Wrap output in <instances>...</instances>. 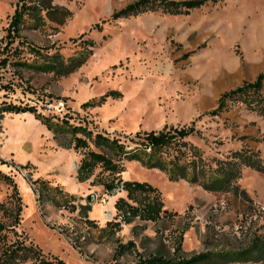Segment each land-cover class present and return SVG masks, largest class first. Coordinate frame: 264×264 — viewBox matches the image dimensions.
<instances>
[{
	"label": "rangeland",
	"instance_id": "obj_1",
	"mask_svg": "<svg viewBox=\"0 0 264 264\" xmlns=\"http://www.w3.org/2000/svg\"><path fill=\"white\" fill-rule=\"evenodd\" d=\"M135 1L52 0V19L46 17L37 30L23 29L24 42L67 58L79 50L78 42L71 41L86 34L84 40L95 44L93 55L62 78L0 65V105L34 107L42 116L56 117L47 104L63 100L70 124L111 139L195 122L199 136L187 141L207 160L252 150L264 167V117L229 102L219 115L210 113L222 94L264 72V0L207 1L184 15L150 12L109 20ZM15 5L16 0H0V60L6 55L16 59V53L3 51L1 41ZM96 24L99 27L93 28ZM17 46L15 42L12 48ZM19 49L21 61L35 60L25 47ZM107 95L100 107H82ZM72 146L70 135L55 139L31 113L0 119V160L5 163L0 162V171L16 186L22 204L16 231L45 257L57 256L66 264H136L152 256L189 259L238 252L255 237L264 239V172L243 167L236 190L209 193L184 181L170 182L164 173L137 162L124 163L122 180L156 188L171 215L156 223L135 219L121 224L113 235L103 234L108 222H117L113 202L119 194L112 196L100 185L111 178L99 167L87 181L78 182L76 171L87 149L74 152ZM89 149L113 157L105 149ZM16 166L20 172L14 171ZM39 178L63 187L73 196L76 210L36 202L33 182ZM11 194V186L0 181V205L10 206ZM85 218L97 227L89 230ZM0 222H8L1 210ZM128 244L122 252L120 247ZM253 264H264V259Z\"/></svg>",
	"mask_w": 264,
	"mask_h": 264
},
{
	"label": "trees",
	"instance_id": "obj_2",
	"mask_svg": "<svg viewBox=\"0 0 264 264\" xmlns=\"http://www.w3.org/2000/svg\"><path fill=\"white\" fill-rule=\"evenodd\" d=\"M207 1L215 3L219 0H137L113 12L109 20L127 19L150 12H160L171 16L184 15L200 9ZM51 4L52 0H16L14 13L4 30L5 36L1 40L5 44L3 51L16 53V59L11 60L6 55L0 60L1 67L12 66L15 69H26L33 73L52 74L56 78H62L80 69L92 57L95 44L89 39L84 40L86 34L71 41L72 43L78 42L79 50L67 58H64L58 51L48 54L24 42L21 36L23 29L37 30L43 25L46 17L52 19ZM98 27L99 25L96 24L93 28ZM15 42L18 46L12 48ZM20 46L25 47L35 60L21 61L19 56L23 50L19 49ZM3 89L6 90L7 87ZM263 91L264 72L260 73L254 81L245 82L242 86L222 94L217 101V108L210 113L215 116L219 115L228 107L229 102L245 105L247 109L264 117ZM107 97L109 96L92 99L84 103L82 107H100ZM13 113H31L39 123L52 132L55 139L58 135H70L74 151L87 149L77 170L78 182L87 181L93 175L94 170L99 167L100 173H108L111 178L100 183L106 193L111 195L114 189L121 186V191L126 193V197H118L114 203L117 222H108L101 230L103 234L109 232L113 235V231H118L121 224L128 225L135 219L156 223L171 215L164 209L161 195L156 188L147 183L122 180L121 175L125 172V162H137L146 169L164 173L170 182L184 181L189 185L199 186L209 193H227L236 190V183L241 179L243 167L258 173L264 172L261 160L252 150L247 154L245 152L232 153L231 157L225 160H207L199 147L187 141L194 134L199 136V131L194 129L195 122L188 127L164 126L158 131L137 132L134 135L123 134L111 139L103 133H93L81 125L70 124L67 115L63 118L45 117L37 113L34 107L4 103L0 105V119L5 114ZM91 145L96 149L111 152L113 157H109L104 152L89 149ZM0 162L5 164L2 160ZM0 181L12 188L10 206L0 205V210L8 221L7 224L0 222V264H66L57 256L45 257L42 250L32 241L26 243L25 234H18L16 229L22 220L21 200L12 180L1 171ZM33 184L37 187L33 190L36 202L47 201L56 207L70 209V212L76 210L72 203L73 196L63 187L53 186L42 179H36ZM13 199H16V204L12 203ZM80 213L85 217L84 211L80 210ZM84 225L89 230L97 227L93 221L86 218ZM131 245L121 246L120 249L123 252ZM263 259L264 239L257 236L247 248L238 252L203 253L189 259H165L161 256H152L148 259L139 258L136 264H253Z\"/></svg>",
	"mask_w": 264,
	"mask_h": 264
},
{
	"label": "built area",
	"instance_id": "obj_3",
	"mask_svg": "<svg viewBox=\"0 0 264 264\" xmlns=\"http://www.w3.org/2000/svg\"><path fill=\"white\" fill-rule=\"evenodd\" d=\"M47 105L54 110V115L56 117L63 118L64 116L67 115V114L66 115L63 114L65 112V103H64L63 100H56L53 103L48 102ZM20 169H21L20 167L16 166L14 171L15 172H17V171L20 172L21 171ZM119 192H121V186L116 188V189H114L111 192V195L114 196V195L118 194Z\"/></svg>",
	"mask_w": 264,
	"mask_h": 264
},
{
	"label": "crops",
	"instance_id": "obj_4",
	"mask_svg": "<svg viewBox=\"0 0 264 264\" xmlns=\"http://www.w3.org/2000/svg\"><path fill=\"white\" fill-rule=\"evenodd\" d=\"M75 152V151H74ZM77 164H78V162H77ZM77 164H76V166H77ZM77 169V167H75V170ZM76 175H77V171H76ZM39 179H42V178H39ZM42 180H45V179H42ZM65 190V189H64ZM68 193V192H67ZM119 194V197H123V198H125L126 197V193L124 192V191H121V192H119L118 193ZM114 203H115V201L113 202V205H114Z\"/></svg>",
	"mask_w": 264,
	"mask_h": 264
}]
</instances>
